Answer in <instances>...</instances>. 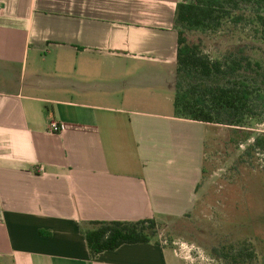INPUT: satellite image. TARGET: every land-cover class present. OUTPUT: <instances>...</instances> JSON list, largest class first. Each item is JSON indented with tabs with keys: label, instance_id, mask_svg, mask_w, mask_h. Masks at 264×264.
I'll list each match as a JSON object with an SVG mask.
<instances>
[{
	"label": "crops",
	"instance_id": "1",
	"mask_svg": "<svg viewBox=\"0 0 264 264\" xmlns=\"http://www.w3.org/2000/svg\"><path fill=\"white\" fill-rule=\"evenodd\" d=\"M181 2L0 0V264L180 262L81 228L194 209L212 124L173 115Z\"/></svg>",
	"mask_w": 264,
	"mask_h": 264
},
{
	"label": "trees",
	"instance_id": "2",
	"mask_svg": "<svg viewBox=\"0 0 264 264\" xmlns=\"http://www.w3.org/2000/svg\"><path fill=\"white\" fill-rule=\"evenodd\" d=\"M264 0H182L175 10L177 32L173 115L176 118L244 128L264 117V70L259 61L239 51L211 57L206 50L210 35L225 24H260L264 30ZM240 50V49H238ZM260 110L257 113V110ZM236 135V132H234ZM264 149L256 138L252 148ZM160 223L90 222L81 228L87 247L95 254L112 252L125 245L149 244L156 239ZM230 264H250L254 253L243 243L220 255Z\"/></svg>",
	"mask_w": 264,
	"mask_h": 264
},
{
	"label": "rangeland",
	"instance_id": "3",
	"mask_svg": "<svg viewBox=\"0 0 264 264\" xmlns=\"http://www.w3.org/2000/svg\"><path fill=\"white\" fill-rule=\"evenodd\" d=\"M257 15L264 17L260 10ZM205 45L211 57L241 51L259 61L264 70L260 24L254 28L227 23ZM256 138L264 141V117L244 128L210 126L192 213L157 229L156 239L176 253L177 264H230L221 253L243 243L254 253L250 264H264V149L252 148Z\"/></svg>",
	"mask_w": 264,
	"mask_h": 264
},
{
	"label": "built area",
	"instance_id": "4",
	"mask_svg": "<svg viewBox=\"0 0 264 264\" xmlns=\"http://www.w3.org/2000/svg\"><path fill=\"white\" fill-rule=\"evenodd\" d=\"M60 130H61V127H60V125L58 124V123H56V122H52L51 124H50V126H49V131L50 132H52V133H58V132H60ZM39 172L40 173H43L44 171H43V169H39ZM163 245H164V243H162Z\"/></svg>",
	"mask_w": 264,
	"mask_h": 264
}]
</instances>
